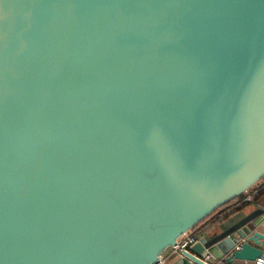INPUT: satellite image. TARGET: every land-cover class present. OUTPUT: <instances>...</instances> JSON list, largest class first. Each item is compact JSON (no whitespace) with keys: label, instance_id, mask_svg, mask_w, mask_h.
Instances as JSON below:
<instances>
[{"label":"water","instance_id":"obj_1","mask_svg":"<svg viewBox=\"0 0 264 264\" xmlns=\"http://www.w3.org/2000/svg\"><path fill=\"white\" fill-rule=\"evenodd\" d=\"M263 179L264 0H0V264H165ZM246 208L169 263L264 258Z\"/></svg>","mask_w":264,"mask_h":264},{"label":"trees","instance_id":"obj_2","mask_svg":"<svg viewBox=\"0 0 264 264\" xmlns=\"http://www.w3.org/2000/svg\"><path fill=\"white\" fill-rule=\"evenodd\" d=\"M256 191V193H255ZM251 200L245 199V195L238 198L237 200L231 202L227 206L218 210L214 215L208 218L196 230L197 236L201 237L208 234L213 229H215L221 222L227 218L233 216L234 214L240 212L242 209L251 205H264V179L259 182L250 192L249 195Z\"/></svg>","mask_w":264,"mask_h":264},{"label":"crops","instance_id":"obj_3","mask_svg":"<svg viewBox=\"0 0 264 264\" xmlns=\"http://www.w3.org/2000/svg\"><path fill=\"white\" fill-rule=\"evenodd\" d=\"M248 195H249V193H247L246 195H245V199L248 197ZM261 206H264V205H261ZM254 210V205H251V206H248L246 209H245V211H246V213H250V212H252ZM262 234H264V226H262L261 228H260V230H259ZM192 235H196L197 236V234H196V230H194L193 232H191V233H189L186 237H184L183 239H187V238H189L190 236H192ZM263 250H264V247H263ZM175 253V250H173V249H170L169 251H167L164 255H163V262L165 263V264H170L169 263V256L170 255H172V254H174ZM237 264H250V263H246V262H237ZM253 264V263H252Z\"/></svg>","mask_w":264,"mask_h":264},{"label":"built area","instance_id":"obj_4","mask_svg":"<svg viewBox=\"0 0 264 264\" xmlns=\"http://www.w3.org/2000/svg\"><path fill=\"white\" fill-rule=\"evenodd\" d=\"M255 193H256V191H255ZM247 200H249V201L251 200L250 196L247 197ZM198 240H199V237L196 235H192L189 238H187L186 240L181 239V241L179 243L180 244L179 247L177 249H173V250H175V252L182 251V250L186 249L189 245L196 243ZM253 264H264V258L257 259Z\"/></svg>","mask_w":264,"mask_h":264}]
</instances>
